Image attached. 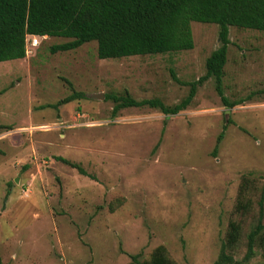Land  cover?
I'll return each mask as SVG.
<instances>
[{
    "label": "rangeland",
    "instance_id": "rangeland-1",
    "mask_svg": "<svg viewBox=\"0 0 264 264\" xmlns=\"http://www.w3.org/2000/svg\"><path fill=\"white\" fill-rule=\"evenodd\" d=\"M190 31L192 48L172 53L99 59L94 41L51 52L68 39L45 36L0 62V264H125L159 245L174 264H212L241 218L233 264H262L257 248L241 259L264 174V32L228 27L221 94L235 105L208 78L176 114L111 112L110 95L171 106L187 94L218 46L215 24ZM247 172L257 189L241 217L232 210Z\"/></svg>",
    "mask_w": 264,
    "mask_h": 264
},
{
    "label": "trees",
    "instance_id": "trees-1",
    "mask_svg": "<svg viewBox=\"0 0 264 264\" xmlns=\"http://www.w3.org/2000/svg\"><path fill=\"white\" fill-rule=\"evenodd\" d=\"M191 21L215 24L218 46L205 58L204 73L188 83L187 94L171 106L164 105L157 98L135 100L126 93L110 95L115 102L111 112L121 107L148 106L158 108L163 115L176 114L189 104L196 86L208 78L213 79L214 89L224 106L231 107L237 102L229 101L221 94L222 67L230 43L228 27L264 32V0H0V62L23 58L28 35L68 39L51 46V52L74 49L94 41L99 59L188 50L192 48ZM171 76L177 80L173 74ZM75 93L60 102L81 96ZM224 126L216 136L211 151L213 155ZM55 159L85 174L79 163L61 156ZM257 177L251 172L241 175L232 213L243 217L251 210ZM260 179L262 184L254 224L243 235L245 252L242 262L252 257L255 248L261 250L264 259V174ZM241 221L242 218L229 219L225 238L212 264L235 263L232 252L240 241ZM125 264L174 262L159 245L151 250L147 259L141 260L138 254H133Z\"/></svg>",
    "mask_w": 264,
    "mask_h": 264
},
{
    "label": "built area",
    "instance_id": "built-area-1",
    "mask_svg": "<svg viewBox=\"0 0 264 264\" xmlns=\"http://www.w3.org/2000/svg\"><path fill=\"white\" fill-rule=\"evenodd\" d=\"M37 35H28L25 38V54L27 53V46L35 47L38 45L39 40L37 39ZM45 36H40V38H44Z\"/></svg>",
    "mask_w": 264,
    "mask_h": 264
},
{
    "label": "water",
    "instance_id": "water-1",
    "mask_svg": "<svg viewBox=\"0 0 264 264\" xmlns=\"http://www.w3.org/2000/svg\"><path fill=\"white\" fill-rule=\"evenodd\" d=\"M98 95H100V94H98ZM95 96H97V95H95Z\"/></svg>",
    "mask_w": 264,
    "mask_h": 264
},
{
    "label": "crops",
    "instance_id": "crops-1",
    "mask_svg": "<svg viewBox=\"0 0 264 264\" xmlns=\"http://www.w3.org/2000/svg\"><path fill=\"white\" fill-rule=\"evenodd\" d=\"M29 46H27V48H28Z\"/></svg>",
    "mask_w": 264,
    "mask_h": 264
}]
</instances>
